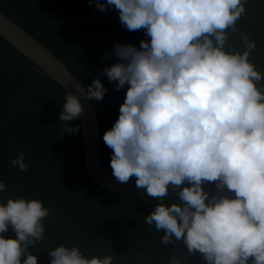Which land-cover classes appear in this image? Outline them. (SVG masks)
Wrapping results in <instances>:
<instances>
[{"label":"clouds","instance_id":"1","mask_svg":"<svg viewBox=\"0 0 264 264\" xmlns=\"http://www.w3.org/2000/svg\"><path fill=\"white\" fill-rule=\"evenodd\" d=\"M248 2L95 3L118 10L124 27L148 37L139 46L115 43L116 60L103 68L116 89L128 85L118 118L103 134L113 150L112 174L121 183L135 176L136 187L157 198L145 221L163 230L160 241L183 240L204 264H264V72L250 59L256 41L237 26ZM82 88L97 101L108 91L99 76ZM64 95L59 120L76 133L80 126L68 121L82 114V100ZM24 155L10 160L21 171L28 168ZM206 182L220 193L211 194ZM170 192L178 202L165 201ZM50 211L40 198H0V264H38L29 249L45 239ZM10 227L15 237L3 235ZM48 253L49 264H115L111 253L87 256L75 243Z\"/></svg>","mask_w":264,"mask_h":264},{"label":"trees","instance_id":"2","mask_svg":"<svg viewBox=\"0 0 264 264\" xmlns=\"http://www.w3.org/2000/svg\"><path fill=\"white\" fill-rule=\"evenodd\" d=\"M103 2V0H101ZM96 0H0V10L48 47L84 87L100 77L108 88L102 100L92 99L99 122L101 160L112 174V149L104 132L119 115L125 85L115 88L103 73L116 57L114 44L148 39L142 29L128 30L118 10L101 11ZM247 14L237 21L256 41L250 59L264 72V0H249ZM236 43L239 33L236 34ZM65 91L41 69L0 37V198H40L50 206L45 239L30 248L38 264H49L48 250L60 243L78 244L87 256L111 253L115 264H167L172 244L160 241L163 230L145 221L157 203L146 193L118 194L98 186L84 165L79 131H64L59 120ZM79 125L78 118L68 121ZM23 152L26 170L10 163ZM205 189L213 194L212 182ZM166 202H178L175 193ZM3 235L15 237L9 231ZM191 264H204L197 251Z\"/></svg>","mask_w":264,"mask_h":264},{"label":"water","instance_id":"3","mask_svg":"<svg viewBox=\"0 0 264 264\" xmlns=\"http://www.w3.org/2000/svg\"><path fill=\"white\" fill-rule=\"evenodd\" d=\"M0 37L19 54L34 63L65 92L72 91L81 98L84 111L78 117V121L82 137L84 165L91 179L109 192L118 194L146 193L145 188L136 187L135 176L130 177L129 181L121 183L105 168L101 160L100 130L95 105L92 99L89 100L85 97L83 84L68 67L48 47L1 10ZM212 183L214 186L213 195L219 194L220 190L215 187V182ZM195 253L188 252L183 240H177L171 246L169 258H173V264H191Z\"/></svg>","mask_w":264,"mask_h":264}]
</instances>
